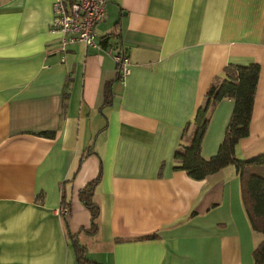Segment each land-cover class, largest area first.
<instances>
[{
	"label": "crops",
	"instance_id": "crops-1",
	"mask_svg": "<svg viewBox=\"0 0 264 264\" xmlns=\"http://www.w3.org/2000/svg\"><path fill=\"white\" fill-rule=\"evenodd\" d=\"M51 3L0 0V264H75L63 221L96 264H251L260 236L240 213L233 167L196 181L172 162L229 63L259 66L234 154H264V0H109L94 32H116L130 62L123 83L103 48L62 47ZM232 108L223 100L211 112L202 157L216 153ZM97 174L98 228L88 235L77 192ZM153 233L161 238L137 240Z\"/></svg>",
	"mask_w": 264,
	"mask_h": 264
},
{
	"label": "trees",
	"instance_id": "trees-1",
	"mask_svg": "<svg viewBox=\"0 0 264 264\" xmlns=\"http://www.w3.org/2000/svg\"><path fill=\"white\" fill-rule=\"evenodd\" d=\"M115 33L104 36L105 38L103 37L100 41L101 46L105 45L107 37L118 40ZM258 73V64L250 63L240 66L229 63L219 75L214 76L204 93L202 102L181 130L172 162L174 171H183L189 178L196 181L204 180L225 167H233L238 181L240 202L248 225L260 236V241L251 252V264H264V154L249 160H240L234 154V147L239 140L248 135ZM111 97L109 83L103 89L102 108L110 106ZM223 100L231 101L233 108L216 153L204 158L201 155V143L209 117L216 105ZM40 135L53 136L52 133ZM93 153L89 147L81 154L72 176L76 175L83 160ZM98 180L99 174L77 192L78 201L89 215V225L86 229H82L88 235H94L98 228L99 209L93 201ZM63 229L71 246L75 264H96L87 258L86 249L78 243L76 235L69 234L65 221H63ZM160 238L159 233H153L137 240L152 241Z\"/></svg>",
	"mask_w": 264,
	"mask_h": 264
},
{
	"label": "built area",
	"instance_id": "built-area-1",
	"mask_svg": "<svg viewBox=\"0 0 264 264\" xmlns=\"http://www.w3.org/2000/svg\"><path fill=\"white\" fill-rule=\"evenodd\" d=\"M109 0H52L50 26L57 33L66 36L61 41L66 44L81 43L85 48L103 51L109 55L116 67V79L122 82L129 75L130 62L119 40L107 37L102 47L94 32L95 27L106 17V4ZM105 38V37H104ZM65 207H59L58 214H66Z\"/></svg>",
	"mask_w": 264,
	"mask_h": 264
},
{
	"label": "rangeland",
	"instance_id": "rangeland-1",
	"mask_svg": "<svg viewBox=\"0 0 264 264\" xmlns=\"http://www.w3.org/2000/svg\"><path fill=\"white\" fill-rule=\"evenodd\" d=\"M237 155H238V154H237ZM237 158L240 159V160H242V158H240L239 156H238ZM240 207H241V208H239V209H240V213H242L244 219L247 220V219H246L245 212H244L243 207H242V205H241V202H240ZM222 210H223V209H222ZM217 218L223 220V219H224V214H222V215H217ZM231 221H233V218L229 219V218L227 217V222H231ZM254 237H255V236H254ZM81 241H82V242H85L84 239H82ZM91 252H92V251L90 250L89 253H91ZM89 253L86 255L88 259H89V257H90V254H89ZM198 263H199V262H198Z\"/></svg>",
	"mask_w": 264,
	"mask_h": 264
}]
</instances>
